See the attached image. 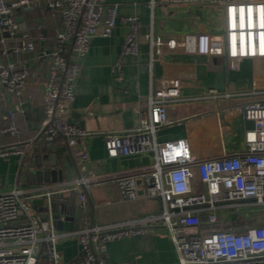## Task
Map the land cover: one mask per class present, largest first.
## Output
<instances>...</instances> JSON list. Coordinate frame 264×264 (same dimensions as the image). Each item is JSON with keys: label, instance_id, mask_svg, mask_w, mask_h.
I'll return each mask as SVG.
<instances>
[{"label": "built area", "instance_id": "obj_1", "mask_svg": "<svg viewBox=\"0 0 264 264\" xmlns=\"http://www.w3.org/2000/svg\"><path fill=\"white\" fill-rule=\"evenodd\" d=\"M172 4L203 3L221 8L227 27L215 32L145 35L149 44L151 71L166 52L191 55L229 56L238 65L244 58L264 57V0H169ZM49 8L59 11L60 27L51 47L40 54L47 59L41 104V134L47 145L62 139L85 174L62 182L35 183L0 193V264H111L108 242L128 236H144L165 229L179 253V264H264V101L245 105L244 114L253 122L246 132L247 150L241 154L199 159L185 138L158 141L162 127L173 123L168 103L181 100L179 78L151 80L147 102L138 110L136 129L106 135L110 157L151 151L154 161L135 170L96 173L84 139L90 132L72 120L71 112L81 75L82 60L92 39L112 33L119 20V4L103 0H48ZM39 0H0V98L6 94L19 98L8 108L9 120L0 125V135L17 137L24 132L16 123L23 113V92L28 80L39 74L8 59L9 40L16 51H34L37 42L20 32L14 9L35 8ZM155 0L150 1L153 9ZM153 17V13H152ZM130 25L122 52L138 55L141 37L138 16L122 18ZM9 32V36L3 33ZM232 37V39H231ZM121 69V63L116 64ZM153 72V71H152ZM25 151L12 145L0 146V156ZM196 177L203 184L199 188ZM115 182L121 199L141 194L156 198L159 210L120 222L98 224L86 215L88 191L104 182ZM140 181V183L138 182ZM140 190L142 193H140ZM77 192L82 207L80 227L60 232L54 225V198ZM46 202V217L34 209L33 202ZM110 202V201H109ZM249 214L252 222L244 221ZM65 237L79 240L78 255L65 261L58 249Z\"/></svg>", "mask_w": 264, "mask_h": 264}, {"label": "crops", "instance_id": "obj_2", "mask_svg": "<svg viewBox=\"0 0 264 264\" xmlns=\"http://www.w3.org/2000/svg\"><path fill=\"white\" fill-rule=\"evenodd\" d=\"M39 1L40 5L31 7L32 11H28L30 6L14 9V16L22 17L20 32L30 34L37 42L36 50L16 51L13 40L6 44L8 59L39 74V78L28 80L25 85L23 113L17 114L16 118V123L24 129L23 134L17 137L0 135V146L12 145L25 151L24 155L10 153L0 156V193L37 183L31 181L28 174L36 151L57 156L56 168L63 170L64 180L85 174L62 139L47 145L41 134V96L47 59L41 56L40 49L43 45L52 46L61 20L59 11L47 6L48 0ZM150 1L103 0L105 4H119V20L110 35L99 34L92 39L88 54L82 60L71 118L90 132L84 144L96 173L135 170L153 163L151 151L110 157L106 147L107 134L138 127V110L146 106L151 80L159 82L166 78H179L181 81L182 99L168 103L173 123L159 129L158 141L185 138L199 159L244 153L247 150L246 132L254 125L245 118V105L264 101V57L244 58L233 67L235 61L229 56L172 51L154 63L152 72L150 48L145 39L152 29L158 34L174 35L215 32L225 30L228 22L218 6L155 0L152 9ZM33 13L36 14L34 18ZM128 16L139 18L141 43L138 55L122 52L124 38L130 31V25L122 18ZM36 18L42 24L37 23ZM118 62L122 65L120 70L116 68ZM18 101L17 96L10 94L0 98V125L9 120L5 111L15 108ZM196 184L203 187L197 177ZM87 195L84 213L98 224L129 220L160 208L158 199L142 194L136 199H121L118 185L111 181L95 185ZM55 200L80 206L77 192L52 201ZM33 207L45 218L47 205L44 200L36 199ZM246 218V223L239 221L233 224L242 226L252 222L248 213ZM58 249L64 260L70 261L79 253V240L76 237L62 238ZM108 260L111 264H179V253L168 232L161 228L148 235L108 242Z\"/></svg>", "mask_w": 264, "mask_h": 264}, {"label": "water", "instance_id": "obj_3", "mask_svg": "<svg viewBox=\"0 0 264 264\" xmlns=\"http://www.w3.org/2000/svg\"><path fill=\"white\" fill-rule=\"evenodd\" d=\"M28 11H32V8L29 7ZM36 14L33 13V18ZM18 22H22V17H16ZM35 21L42 24L41 20L37 18ZM23 28H26V26ZM44 33V30H42ZM5 36H9V32L5 31L3 33ZM9 115L8 111H5ZM58 165L57 156L53 153H40L36 151L34 159L30 165L29 178L31 181H37V183H49L51 182H62L64 181V174L62 169L56 168ZM140 183V181H138ZM140 193L142 191L140 190ZM63 203V202H62ZM65 207L63 211H59L55 217V207L56 202L52 203V208L54 212V220L56 225L60 226L62 230L73 231L77 230L80 227V221L82 216V208L80 206H74L70 203H63ZM46 217V216H44Z\"/></svg>", "mask_w": 264, "mask_h": 264}, {"label": "rangeland", "instance_id": "obj_4", "mask_svg": "<svg viewBox=\"0 0 264 264\" xmlns=\"http://www.w3.org/2000/svg\"><path fill=\"white\" fill-rule=\"evenodd\" d=\"M55 202H56V207H55V217L57 216V213L59 212V211H63V209H64V207H65V204H63L62 202H59V201H57V200H55ZM56 224V223H55ZM56 228H57V230H62L61 228H60V226L58 225H56L55 226Z\"/></svg>", "mask_w": 264, "mask_h": 264}, {"label": "trees", "instance_id": "obj_5", "mask_svg": "<svg viewBox=\"0 0 264 264\" xmlns=\"http://www.w3.org/2000/svg\"><path fill=\"white\" fill-rule=\"evenodd\" d=\"M42 263H43V257L41 258V260H40L39 264H42Z\"/></svg>", "mask_w": 264, "mask_h": 264}]
</instances>
